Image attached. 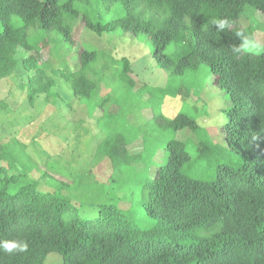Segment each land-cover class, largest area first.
<instances>
[{"label": "trees", "instance_id": "1", "mask_svg": "<svg viewBox=\"0 0 264 264\" xmlns=\"http://www.w3.org/2000/svg\"><path fill=\"white\" fill-rule=\"evenodd\" d=\"M105 2L98 1L104 10L118 7L108 22L90 10L93 0H0V80L19 76L18 89L35 106L59 98L50 74L58 71L86 107L89 144L104 137L70 176L42 171L17 140L0 146V243L28 245L23 252L0 247V264H264V49L243 53L255 32L241 24L246 7L264 17V0ZM79 21L97 36L146 37L170 78L208 67L210 84L230 98L222 128L205 131L183 113L165 116L166 97L206 99L207 89L168 85L149 89L153 117L135 136V107L117 94L137 100L149 87L135 93L132 64L122 59L111 76L114 58L90 48L79 52L80 67L72 71L66 57ZM171 45L174 52L166 54ZM45 49L57 64L40 60ZM108 73L119 85L103 97ZM97 109L102 115L95 117ZM219 130L223 145L213 138ZM186 132L196 141H182L179 134ZM139 140L142 150L131 153ZM228 152L237 153L236 163L223 160ZM101 161L111 167L107 182L94 172Z\"/></svg>", "mask_w": 264, "mask_h": 264}, {"label": "rangeland", "instance_id": "2", "mask_svg": "<svg viewBox=\"0 0 264 264\" xmlns=\"http://www.w3.org/2000/svg\"><path fill=\"white\" fill-rule=\"evenodd\" d=\"M98 1L93 0L94 5L90 10L101 13L102 22H108L117 15V6L104 10L98 5ZM102 3L105 5V0H102ZM241 24L245 28L251 26V30L255 32V40L244 44L243 53L253 56L260 55L264 49L263 15L251 7H246ZM72 38L74 48L66 57L72 71L80 67L79 52L84 48H90L114 58L109 71L111 76L114 73L113 70L117 71L122 67V59H127L134 70H132L133 73L130 76L136 81L135 93L145 85L149 87L145 89L143 96H137V100L130 101V98L126 99L127 97L123 92L117 94L118 97L123 98V102L126 100L127 104H133L135 107L138 117L137 122L132 126V132L135 133V136L140 134L147 121H150L153 117L151 107L153 100L151 98L154 96L150 90L165 88L168 85L172 88L180 86L190 88L194 93H198L200 87L205 84H207V89L206 99H197L198 96L195 94L187 102L182 101L180 97H166L161 105L165 116L171 119L179 113H183L195 118L205 131L212 132L213 129L222 128L225 121V111L230 106V98L225 90L210 84L213 76L209 78L208 67L205 65L201 66L197 72H188L184 77L174 79L160 69L153 56V46L146 37L137 39L129 34L125 35L123 32L115 33V35L97 36L86 30L84 24L79 21L73 28ZM174 50L175 46L171 45L165 53L171 54ZM20 53L24 58L31 55L26 52ZM39 56L42 62L51 60L57 64L48 49L43 50ZM50 74L56 83L53 92L59 98L56 101L51 99L48 103L39 100L35 106H30L26 92L18 89L22 81L19 76L13 75L0 80V146L17 140L26 147V151L36 163L41 164L39 167L42 171L47 170L49 174H52L56 170L70 176V173L77 171L79 166L86 162L89 155H91L92 150L89 147L92 144H98L104 137L97 135L96 139L89 144L92 133L91 122L87 120L89 117L86 116V107L73 97L72 92L67 88L58 71H52ZM108 76L109 73L100 86V95L103 97L112 94L113 86L111 85H119L113 84ZM43 98L45 99V97ZM70 104L72 106L68 107ZM114 108L118 109L116 106ZM100 115H102V111L97 109L95 117ZM83 119L85 121L81 122ZM179 138L182 141H196V138L190 132L179 134ZM213 138L217 144L223 145L225 142L220 130L218 133H214ZM140 140L129 147L131 153L135 154L142 150ZM210 140L213 142L212 137H210ZM195 148L196 145L190 151H194ZM238 159L237 153L228 152L223 160L236 163ZM217 161L218 159H214L211 162V171L215 170ZM137 170L141 171L142 165H137ZM94 172L102 182H107L112 173L107 161H101L96 165ZM151 172L154 173V169ZM34 176L39 177L40 174L35 173ZM56 178L63 180L62 177ZM121 208L127 210L128 205L122 203ZM56 261L52 263L61 264V261Z\"/></svg>", "mask_w": 264, "mask_h": 264}, {"label": "clouds", "instance_id": "3", "mask_svg": "<svg viewBox=\"0 0 264 264\" xmlns=\"http://www.w3.org/2000/svg\"><path fill=\"white\" fill-rule=\"evenodd\" d=\"M2 247L7 252H12L13 250H19L21 252L26 251L28 245L23 241H4L0 243Z\"/></svg>", "mask_w": 264, "mask_h": 264}]
</instances>
